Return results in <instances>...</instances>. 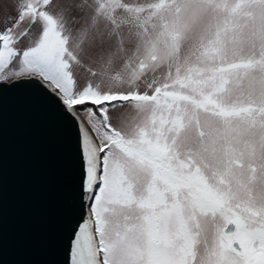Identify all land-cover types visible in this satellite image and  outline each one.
<instances>
[{"label":"snow or ice","instance_id":"snow-or-ice-1","mask_svg":"<svg viewBox=\"0 0 264 264\" xmlns=\"http://www.w3.org/2000/svg\"><path fill=\"white\" fill-rule=\"evenodd\" d=\"M17 81L76 129L70 264H264V0H0Z\"/></svg>","mask_w":264,"mask_h":264},{"label":"water","instance_id":"water-1","mask_svg":"<svg viewBox=\"0 0 264 264\" xmlns=\"http://www.w3.org/2000/svg\"><path fill=\"white\" fill-rule=\"evenodd\" d=\"M16 83L0 85V264H70L88 203L76 129L36 85Z\"/></svg>","mask_w":264,"mask_h":264},{"label":"rangeland","instance_id":"rangeland-1","mask_svg":"<svg viewBox=\"0 0 264 264\" xmlns=\"http://www.w3.org/2000/svg\"><path fill=\"white\" fill-rule=\"evenodd\" d=\"M81 82H83V76L81 75Z\"/></svg>","mask_w":264,"mask_h":264}]
</instances>
